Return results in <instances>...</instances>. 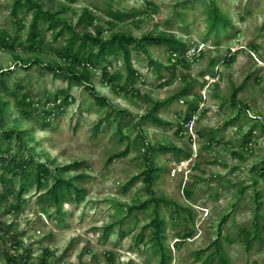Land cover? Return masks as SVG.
Here are the masks:
<instances>
[{
    "label": "rangeland",
    "instance_id": "obj_1",
    "mask_svg": "<svg viewBox=\"0 0 264 264\" xmlns=\"http://www.w3.org/2000/svg\"><path fill=\"white\" fill-rule=\"evenodd\" d=\"M34 1L54 16L39 20L43 51L25 48L33 11L18 12V29L14 0H0V30L19 33L15 51L0 48V264L21 253L29 264H264V0ZM213 5L227 25L212 26ZM86 9L81 31L171 34L185 62L166 44L116 46L93 70L99 104L47 66L63 65L59 31ZM105 65L125 88L105 83ZM157 101L160 124L142 118ZM148 156L161 168L151 186ZM42 164L51 172L39 182ZM56 176L74 183L59 202ZM151 197L165 200L135 207Z\"/></svg>",
    "mask_w": 264,
    "mask_h": 264
},
{
    "label": "trees",
    "instance_id": "obj_2",
    "mask_svg": "<svg viewBox=\"0 0 264 264\" xmlns=\"http://www.w3.org/2000/svg\"><path fill=\"white\" fill-rule=\"evenodd\" d=\"M20 10L26 11H33L31 22L28 26L27 32V40L28 44L25 46L27 50L30 51H43L44 50V37L41 35V29L39 27V20L44 19L48 21L49 19L54 18V16L49 13L45 12L42 9V6L39 2L34 0H14L12 5L11 13L15 18V21L18 24V29L22 27V21L18 19V12ZM87 16L89 19H92L90 13L86 11L79 17L78 24L76 26L71 25L70 23H64L59 31L60 35L66 36L64 37V44L61 45L58 49H56V53L61 58L63 65H47L49 69L53 71H61V69L69 74L72 79L76 81L86 83L87 88L91 92L93 98L99 104H105L108 102V99L104 95H100L94 88L93 84L91 83V78L93 76V70L99 66L101 61L107 60L109 54L113 53L116 50V46H127L133 44L134 48L146 49L145 44L148 43H156V44H166L168 49L172 55H176L177 53L180 55L178 57H172L173 60L177 62H185L184 56L181 55L184 52L186 47V43L176 38L175 36L167 33H160L156 35H143L141 38H137L133 35L126 34V33H115L109 40H103L100 37V28L97 29L98 34H92L86 28L84 31H81L78 27L80 24L84 23L87 20ZM120 16V15H119ZM211 18H212V26L215 27L218 21H222L224 25H227L228 18L226 15L221 12L217 6L213 5L211 10ZM55 26V24H54ZM56 26H58L56 24ZM19 33L17 32L14 36L10 34V32L6 29L0 30V48L4 50L15 51L16 50V43L19 39ZM35 63H40L37 59L34 60ZM129 77L135 78L136 71L129 63ZM8 71L0 68V86L2 89H7V84L2 78L3 74ZM62 71V72H63ZM101 76L106 84H109L117 89H123L121 85H118L119 81L122 78V74L118 71L111 72L109 68L105 65L102 67ZM185 88L180 91L178 94L181 95L185 92ZM239 88H235L232 92V100L236 101L237 92ZM64 93V91H62ZM67 101V97L65 99ZM190 110L186 117L188 121L191 118V115L198 110V104L195 102H189ZM161 106V101H157L153 104L150 111L142 115V118L147 120H152L155 123H162L163 119L156 114V111ZM264 127V122H263ZM14 131H10L9 135H12ZM162 148H166V146H162ZM150 153V149L147 151ZM148 167L143 171L144 173V181L147 185L151 186L154 182L156 176H158L159 170L161 169L158 166H155L149 156L147 157ZM43 167L38 170V181L41 180V175H47L51 172L49 167L45 164H42ZM19 166V165H18ZM22 171H26L27 165H20ZM71 165H67L66 168L70 167ZM7 179L3 174H0V183L4 186L7 184ZM9 182H12V179H9ZM74 187L73 179L72 178H63V177H55L54 181L49 188L48 192L50 197L55 201L59 202L66 194L71 193V188ZM13 193L15 191H12ZM23 192V188H19L17 194L20 196ZM152 192V191H151ZM165 198H154L151 197L150 199L142 201L138 206L135 207H146L150 202H160L164 201ZM133 207H129V211H131ZM152 224L156 227V234L159 236L162 232L163 228V221L159 217L158 214L154 216L152 219ZM264 228V226H263ZM4 231L0 232V237H6ZM258 234V232H257ZM23 254H15L9 258V261L12 264H29V255L22 256ZM41 264H47L45 260L41 262Z\"/></svg>",
    "mask_w": 264,
    "mask_h": 264
}]
</instances>
